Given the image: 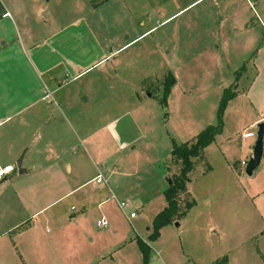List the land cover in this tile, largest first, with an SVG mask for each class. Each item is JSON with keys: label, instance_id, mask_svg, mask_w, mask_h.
<instances>
[{"label": "rangeland", "instance_id": "374dc122", "mask_svg": "<svg viewBox=\"0 0 264 264\" xmlns=\"http://www.w3.org/2000/svg\"><path fill=\"white\" fill-rule=\"evenodd\" d=\"M2 7L12 13L17 29L13 30L9 19L0 23V111L18 112L3 126L8 132L0 142V152L10 144L19 155L14 160V173L4 175L6 180L0 184V244L19 230L9 232V227H19L30 215L29 209L16 208L15 204L14 208H5L10 192L20 185H32V192L38 194L39 187L49 183L50 166L55 163L64 175H68L65 165L69 163L72 173L68 176L77 185L97 171L103 173L104 159L111 166L114 158L121 155L137 163L136 169L141 168L137 176L142 179V184L134 187L136 193L124 197L126 213L137 208L136 200L143 202L140 208H158V197L152 196L156 177L166 172L167 166L175 173L179 170L171 154L165 157L170 156L168 161L162 159L168 147L162 144L163 134L169 131V151L172 141L180 144L193 140L204 127L216 123L220 99L225 90H230L235 94L227 100L222 116L224 127L214 141L219 152L208 154V162L195 160L189 172L197 207H191L187 219L178 220L182 223L178 239L188 254L183 264H264V195L255 199L257 208H246V199L238 193L251 177L242 172L239 178L227 179L221 165V154L226 155L221 152L227 148L242 149V158L246 159L245 149L255 142L257 131V125L249 126L247 121L259 115L264 122V0H109L97 7L88 0H0L1 10ZM217 14L247 17L249 34L253 35H240L235 26L231 30L230 22L226 31L233 42L224 66H210L207 60L194 62L199 43H207L205 31L211 27L204 28L208 19ZM20 16L28 17L25 26ZM197 30L204 31L203 41L195 36ZM185 34L192 37L185 38ZM138 35L141 36L117 51ZM16 36L30 42L23 53L29 66L17 51ZM246 40H253L251 49H246ZM95 56L105 57L103 64L87 68ZM200 64L204 67H197ZM78 66L82 72L74 77L80 72ZM169 74L178 82L171 86L162 108L158 99ZM41 89L46 93L42 100ZM139 97L154 100L160 109L156 107L151 112L149 107L144 116H132L130 109ZM132 117L141 128L153 127L160 132L161 145H155V155L148 151L150 146L139 147V133ZM115 143L122 145L120 154L119 148L114 149ZM133 145L136 152H132ZM19 159L21 169H30L28 176L15 177ZM151 162L154 165L145 166ZM207 165L213 172L200 176ZM167 183L165 177L164 186ZM82 190H93L92 184L89 182ZM138 195L142 197L136 198ZM68 201L66 206L71 204ZM73 205L78 207L75 202ZM116 206L114 203L112 208ZM57 210L65 215L71 211L46 208L39 218ZM78 210L74 208L71 213ZM144 213L150 224L140 219ZM118 214L124 217L120 209ZM137 214V235L151 246V264H161L154 252L160 248L155 242L158 237L149 240L152 212L137 210ZM100 216L93 208V231H98L96 220ZM52 226L47 224L43 229L49 232ZM85 238L90 241L91 235ZM174 246L173 243L171 248ZM134 248L140 250L139 246ZM0 264L24 263L6 248L0 253Z\"/></svg>", "mask_w": 264, "mask_h": 264}, {"label": "crops", "instance_id": "0c3cea01", "mask_svg": "<svg viewBox=\"0 0 264 264\" xmlns=\"http://www.w3.org/2000/svg\"><path fill=\"white\" fill-rule=\"evenodd\" d=\"M195 2L196 1L192 2L191 4ZM189 5H187L186 7H188ZM181 10L182 9H180L179 11ZM5 13H8V15H5ZM20 17V21L25 26L28 21V17ZM5 19L10 20L9 24H11V26L13 24V30L14 27H16L17 29L15 18H13L12 13L5 7H2L0 23ZM247 19V17L237 19L235 16H222L221 14L212 16L211 20L208 19L209 22L206 28H204V30H206L207 27H211L210 31H205L207 33V37H205L207 38V43L205 45L199 43L200 46H198V49L195 53V57L193 59L194 62H196L197 60H201L199 61V63H201L203 60H207L211 62L210 66H212V64L213 66L215 64L216 67H218L219 65H223L224 59H229L227 53L229 54L233 42L231 36L227 34V27L231 22V30H233L232 28L234 26L238 27L237 29L240 31V35L247 34L246 36L250 37L253 34H249L250 31L248 29L249 26L247 24ZM202 33L201 31L197 30L195 34V36L201 41H203V39H201L203 35ZM141 35H138L132 40L127 41L124 45L117 49V51L121 50L123 47L127 46L130 42L134 41ZM11 36L13 35L11 34ZM186 36L187 35L185 34V38ZM187 37L191 38L192 36ZM14 38V44L17 47V51L21 53L20 55L22 59H24L25 64L29 66L30 64L24 57V51L26 45L30 42L25 43L24 39H22L20 36H16ZM16 41L19 42V45L16 43ZM251 42H253V40L250 42H247L246 40V49L252 48L250 47ZM31 52L32 55H34L35 51L33 49L31 50ZM220 53L222 55H220ZM224 54H226V56ZM104 58L105 57H100L97 59V56H95L88 63L87 68H90L96 64H99L98 66L102 65L103 63H101V61ZM96 59L97 61H95ZM72 65L73 67H75L76 64ZM197 67L203 68L204 66L200 64ZM78 70L80 71L79 66ZM81 72L82 71L76 73L74 77L78 76ZM15 74L17 73L15 72ZM176 82H178L177 78ZM39 91L40 99L42 100L46 96V93L44 94L42 92V89ZM149 96L152 95L149 93ZM149 107L151 108V112H153L156 107L157 109H160L159 106H156L154 100L149 98L143 100L139 97L138 103L130 109V114L132 116H135L136 118H140L141 116H144L146 112L148 113L147 110H149ZM226 109L227 105L224 109L223 115L226 112ZM17 112L18 111L13 112L9 110H6L5 112L0 111V142L3 141V139L5 140V138L7 137L5 133L8 132V130L6 129L7 127L5 128L3 126L6 125L9 119ZM212 112H215V107L213 108ZM160 113V110H157L156 114L161 120L162 118L160 116ZM212 115L213 113L210 115V117L208 116L210 120L209 122H211L212 120ZM135 117H132V119L139 133V147L141 148L142 146H146V148H148V146H150V149L148 151L151 150L155 155V152L157 151L155 145H157L158 147L161 145L160 132H156V128L153 127L148 129L143 126L141 128ZM261 120L262 117L256 115L254 118L248 120L247 122H250L249 126H253L257 125L259 122H262ZM166 123L167 120H164L163 124ZM221 132L219 134H221ZM165 134H163V137L161 139L162 144H165L164 146H168L166 150L164 149L165 151H163L162 154V159L164 162L168 161L170 158V156L168 159H165V157L171 154V151H169L170 141H168L170 140L169 131L166 130ZM249 135H251V133H249ZM156 138L159 141L158 144H155ZM214 141L204 148L202 156L196 160L197 162L202 161L203 159L208 162V154L211 153L214 155L215 151H218L215 150L218 149V147L216 148L214 146ZM114 145V149L119 148L118 153L120 154L122 145H118L117 143H115ZM86 146L87 145H85V147ZM253 146L254 143L252 145H249L248 148L245 149L246 159L242 158V149H238L237 151H235L232 148H227L225 152L220 151L221 153H226V155L221 154L223 156H221V165L224 173L227 176V179L229 177L233 179L239 178V175H241L242 172H245L244 168L247 161L252 156ZM86 149L87 151H90L89 147H86ZM131 149L132 152H136V145H133ZM18 155L19 153H17L15 148L14 150H12V146L8 144V146L3 147V150L0 152V164H3L2 167L11 166L12 168H14V160L18 157ZM107 161V159H104V161L102 162L104 163L103 168L105 169H102L103 173L97 171L95 174L88 177L86 181H84L83 183H77V185H73L72 178L68 176L72 173L71 165L69 163L65 165L68 170V175H64L60 170L59 164L55 163L50 166L52 170L49 172V183L40 186L38 194L32 192L34 188L32 185H20L18 189L10 192L11 196L9 197V201L6 202L5 208H14L15 204L16 208H23L25 211L29 209L27 210V212L30 215L27 221L20 222L19 227H16L17 224L13 227H9V232H13L16 229L19 230L16 233H13V235L5 242L0 244V253L8 248V251L15 257L17 255L24 264H141L142 254L138 252L140 250L134 248L135 246H137L138 248L137 239L139 238L136 232L137 224L135 221L138 216L137 210L152 212V222V218H154V215H156V213L166 205L163 191L167 188L168 183L167 186H164V178L166 177L168 181L169 177L166 175L168 173L169 175H172L175 172H173L169 168V166H167V168H164L166 172H163L161 174L158 173L159 175L156 177L154 188L156 191L154 192L155 194H152V196H155V198L158 197V203L156 204L158 208H140L143 205V202L136 200L135 207L137 208H135V210H129V212L126 213L125 208H120L118 202L124 201V197H126L127 194L136 193L134 187L142 184V179L137 176L141 168L136 169V162H129L127 159L121 157V155H118L114 158L111 166L107 164ZM152 165H154V162L145 164V166ZM28 170L30 169L26 168L24 172H18L17 174H15V177L28 176ZM43 171L44 170L42 169V172ZM202 171H204V169H202ZM212 172L213 170H211V166L207 165L205 171L200 173V176H204ZM10 173H14V169H12V171L7 173L6 175ZM97 174H101L105 181L96 183L94 181V178ZM42 175L41 177H43ZM245 175L247 174L245 173ZM248 176L251 178H249V181H245L246 186H242V190L239 191L238 195H240L241 198L243 197L244 199H246V208H257L254 206L255 199L264 195V140L263 154L260 160V164L252 172V174ZM89 182L92 184L93 190H82V188L86 184H89ZM192 182L193 180L189 178L186 193L191 199L193 198V191L191 190ZM141 197L142 196L138 195V197L136 198ZM149 198L150 196L148 197V199ZM66 199H69L68 202L71 203L70 205L66 206ZM144 201L146 202L145 199ZM149 201L150 199L147 202ZM73 202L77 203L78 207L74 206ZM114 203L117 204L118 208L122 211V214H124V217H121L120 214H118V208H112V205H114ZM195 207H197L196 203L192 208ZM46 208H69V210L71 211L74 208H79V210L76 213H71L70 211L67 213V215H65V213L61 210H57L52 214L44 217L43 219H40L39 216L44 213V210ZM93 208H96L101 215L96 220V226L98 225L97 221L99 220H104L106 222L105 225L97 226L99 227L97 228L98 231H93L94 228L91 226L92 217H90V213L92 212ZM192 208H190V210L187 211L186 215L183 216L184 219H187L188 213H192ZM133 211L135 212V216L130 217L129 213ZM144 216L145 213L143 214V216H140V219H145L147 220L146 223L150 224V220L147 219V217L144 218ZM193 220H195V216L193 217ZM47 224L53 225L49 232L47 231V229H43V226H47ZM181 226L182 223L176 221L161 228L158 239L155 240L156 245L160 248H157V250L154 251L161 264H183V262L188 258V254L183 251V247L178 239V235L179 233H181ZM130 227L134 229V233ZM103 228L105 229L103 230ZM146 229H148V227ZM86 234L91 235L90 241H86ZM173 243L175 244V246L171 248V245ZM176 249L179 251V255H177L175 251ZM54 250L56 251L57 256L55 255L56 253H54ZM150 258L148 264H151ZM56 261H58L59 263Z\"/></svg>", "mask_w": 264, "mask_h": 264}, {"label": "trees", "instance_id": "16d2710c", "mask_svg": "<svg viewBox=\"0 0 264 264\" xmlns=\"http://www.w3.org/2000/svg\"><path fill=\"white\" fill-rule=\"evenodd\" d=\"M93 7L108 2L109 0H88ZM2 10L0 9V15ZM175 83V78L169 74L164 82L161 98L158 99L162 108L166 106V100L171 86ZM235 94L234 91L225 90L217 108V121L204 127L193 140L176 144L172 141L171 156L175 159L179 167L178 173L169 176L170 183L163 191L166 205L156 213L152 220V232L149 240L153 241L159 236L162 227L178 221L186 215L187 211L194 205V200L187 193V183L189 172L194 167V161L202 156L206 146L212 143L215 136L222 130V116L227 100ZM137 244L142 254L141 264H148L151 248L147 241L137 239Z\"/></svg>", "mask_w": 264, "mask_h": 264}, {"label": "water", "instance_id": "95a60500", "mask_svg": "<svg viewBox=\"0 0 264 264\" xmlns=\"http://www.w3.org/2000/svg\"><path fill=\"white\" fill-rule=\"evenodd\" d=\"M263 140H264V122H259L257 124L256 140L254 142L252 156L249 158L245 166V173L247 175H251L252 172L260 164V160L263 154ZM16 164L20 173L25 171L24 169L20 168L21 159H19ZM5 180L6 177L0 179V184H2ZM168 183H170V180H168Z\"/></svg>", "mask_w": 264, "mask_h": 264}, {"label": "built area", "instance_id": "2783aa9c", "mask_svg": "<svg viewBox=\"0 0 264 264\" xmlns=\"http://www.w3.org/2000/svg\"><path fill=\"white\" fill-rule=\"evenodd\" d=\"M5 15H8V13H5ZM12 167L11 166H5V167H0V179L6 175L7 173L11 172L12 171ZM94 181L96 183H99V182H104L105 179L102 177L101 174H97L96 177L94 178ZM118 205L120 206V208H124L127 206V202L126 201H121V202H118ZM129 216L130 217H134L135 216V212H130L129 213ZM98 225H105L106 222L104 220H99L97 221Z\"/></svg>", "mask_w": 264, "mask_h": 264}]
</instances>
